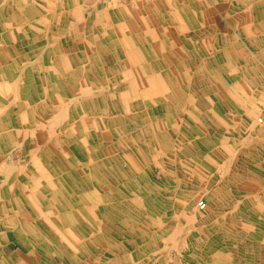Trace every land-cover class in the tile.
<instances>
[{"label":"rangeland","instance_id":"rangeland-1","mask_svg":"<svg viewBox=\"0 0 264 264\" xmlns=\"http://www.w3.org/2000/svg\"><path fill=\"white\" fill-rule=\"evenodd\" d=\"M13 1L16 2V0ZM39 1L41 6L31 7L29 5L25 9L29 13L23 15L27 26L33 24L37 26L38 24L40 31L37 33L40 36L37 38L27 36L24 41L22 33L18 29L19 23L16 21L18 16L15 13L6 15L0 11V44L6 39L9 44L23 45L18 48V57L12 56L10 59L9 56L7 58L0 55V173L3 171L1 162L9 160V163H15L14 166L21 169L19 177L28 180L29 184L34 186L30 187L27 185L28 183L24 184L22 187L24 193L31 194L33 188L34 190L41 189L43 194L52 199L51 193L42 188V182L36 176V172L41 170L43 164L51 173L57 172L65 175L70 170L74 173L79 171L83 179L84 172L89 174L92 171L83 165V158L80 155L82 144L89 152L88 161L92 159L90 162L100 166L102 177L104 174L103 180L114 185L115 190H118V193L114 195L120 204L119 208L124 211H138L142 216L140 221L133 220V222L130 217H124L128 221L130 220V224L134 226L140 222L131 232V236L134 238L133 242L130 239L126 240L123 236L113 237L117 245L124 242L129 244L122 255L125 259L124 264H137L138 261L140 264H264V0ZM39 1L37 0V2ZM3 6L4 4H1L0 1V10ZM137 8L142 9V17L149 20V26L152 25L153 31L160 35L157 38H150L147 34L146 40L153 44L156 42L166 44L170 51L177 52L178 58L186 62L187 70L183 68L177 73V70L174 71L175 65L172 63H168L165 69L168 76H171L167 78L168 80L166 79L167 83H172L171 86L177 88L178 94L180 92L187 102L186 105H175L171 103V97H168L169 109L160 111L157 102L148 97L147 99L139 98V100L133 95L121 100L116 96L117 102L112 90L100 94L101 105H97L93 109L94 113L83 108L82 111L80 109L79 112L75 111L73 116L75 119L80 117L84 121L86 128L89 127L88 133L93 132L94 135L99 134L98 138L102 137V142H99H101L102 149L108 148L107 157L100 152L94 153V150L96 151L99 147V142H95V139L91 138L92 136L89 137L88 142H85L80 136V132H77L78 135L75 137L80 140L77 143L78 149L73 146L74 144L69 145L70 135L66 129L68 122L65 126L46 125L40 129L37 124L48 121V118H42L43 106L52 103L58 106L57 103H54L56 99L64 102L67 95L78 94L75 91L77 82H80V85L86 83L85 78L78 76L74 80H70L72 82L70 84L59 81L60 77L62 78L59 75L70 74L69 65L65 64L67 59L74 57L79 61L80 57H85L88 60L91 57L95 58L96 61L92 63L86 62V65L91 67L95 64L103 66L104 74L101 75L93 68V76L97 78L95 81H100L104 76H109V80L112 81L115 78L113 75H118V70L124 73L133 67L132 63L125 60L133 53L132 48L146 54L149 58L146 42H143L146 40H137L138 43L133 46L131 30L128 27L115 34V37L112 36L114 30L117 29V22L111 16L112 12L119 11L120 14L117 17L125 19L124 21L128 23L130 21L129 14L134 15ZM247 9H250L248 11L250 15L246 12ZM239 13H242L240 21L237 20ZM3 21L8 23L11 32L5 28ZM132 21L140 23L136 16H132ZM200 21L202 22L201 27H199ZM100 24L104 27L103 30L106 29L109 33L108 42L100 36L95 39L92 37L94 36V26L100 29ZM75 26L76 30L73 29ZM211 26H215L216 29L211 30ZM12 27L17 29L13 30ZM84 27L87 28L86 33H84ZM198 32H203L205 35L198 37L197 43H193L191 38ZM209 32L216 39L215 52L210 47L213 39ZM184 37L189 44L183 40ZM226 39L231 40V47H229L230 44L226 46ZM195 44L198 45V48ZM117 48L124 52V56H122L124 62L122 63L125 70L118 68ZM228 48L230 49L228 50ZM40 49L41 53H39ZM55 59L63 60L59 63ZM103 59H108V61H103ZM7 60L10 61L5 62ZM137 65L147 66L145 62ZM204 66L205 69H203ZM197 71L202 74L211 73L207 71L226 73V78L229 76L228 84L223 87L221 84L213 86L208 76L198 77L199 74L195 73ZM36 74L41 76L40 79L36 80ZM196 77L199 78L198 81H196ZM136 80L140 90L143 89V86L149 87L147 78H142L139 75ZM103 81L106 82V80ZM118 81L120 82V92L125 90L126 84L129 86V90L133 84L132 76L127 74L125 77L118 78ZM157 82L164 92L162 85L159 84V81ZM33 85H38L40 89L37 92L39 94H35L37 92ZM200 87L204 92L196 91ZM211 87H214L215 91L211 94L207 93V89ZM166 94L164 92L163 96L165 97ZM171 96L173 97V95ZM112 102L116 104V110ZM194 103L196 108H194ZM141 105L146 107L143 111L144 114L150 113L149 120L155 134L153 141L152 133L142 134L140 137H136V140L126 134L129 125L133 130H144V127L140 125L146 124V121L142 122V119L138 121V119H130L125 116L126 112H138L140 116V108L137 107ZM97 114L107 120L119 115L118 119L124 127L118 126V134L111 131V128L114 129L111 126L105 130L106 132L102 131L103 128H100V125L95 121ZM167 117L168 120H166ZM259 119L263 121L260 122ZM46 124L48 123L46 122ZM138 126L141 128L138 129ZM119 129L121 130L120 134ZM174 130H180V135L174 134ZM101 132L104 133V136L100 134ZM180 141L181 148L188 149L189 153L185 156H178L175 153L168 158L166 152L160 150L161 145L171 146L173 150L177 149L174 147ZM187 141H196L199 145L201 144L203 152L199 154L194 151ZM66 146L67 149L68 147L71 149L75 157L69 156V152L65 151ZM46 150L54 153H46ZM32 151L34 152L32 153ZM150 151L152 152L150 153ZM36 155L41 167L34 159ZM234 155L239 158H235L233 163L230 162L231 164H225L227 158H233ZM53 161H56L57 166L60 167L58 171L57 166H51ZM177 162H179L180 168L191 167L192 169V171L188 170L186 181L194 179V175H198L203 181L193 182L194 185L197 184L191 192L195 199L193 207L187 211L180 205V207L172 205L167 212L170 221H167L164 218L166 212L163 213L165 210L162 209L160 212L159 201L154 200L158 196L167 199V192L164 191L165 185L173 188L175 176L167 174L164 167L166 164L170 166ZM71 164L74 166L72 169H70ZM256 165L262 166L257 168ZM220 166L224 172H228L224 176L225 180L218 172L215 173L216 179L209 183L208 177ZM76 177L78 179L79 175ZM186 181L183 180L184 186L182 189H178V192L183 191L186 194L191 190ZM218 182H220V186ZM60 187L68 194L67 197L71 193L74 196L81 195L80 188L76 185L66 187V184L60 183ZM85 187L87 188V185H84ZM148 187L151 188L148 189ZM11 190L14 193V188ZM34 193L35 191H32V194ZM159 193L160 195H158ZM88 195V198L92 199L94 203L100 201L93 190H89ZM27 198L26 209L20 207L18 209L23 211L22 214L18 211L16 214L23 216L30 210L33 215L37 216L36 220L32 218V221H28L30 223L27 224L29 233H26L25 239H30L33 238L30 231L38 233L43 229L42 226L40 228L38 219L40 217L43 222H46V219L42 217L46 210V203L36 195ZM213 198L218 200L212 210ZM76 200L78 199L76 198ZM55 201H61L59 204L65 206V211L75 212L76 216L82 219L78 201L71 203L74 205L73 207L70 206L71 204L69 205L68 201H65V198L60 197ZM200 202H205L208 207L201 209ZM224 210L226 213L233 211L234 215L223 220L220 215ZM173 216H177L179 219L173 218ZM187 217L192 218L193 224H188ZM83 220L89 225L88 218L83 217ZM253 220H257V222ZM162 221H165L164 224ZM75 225L78 226L77 229L81 234L79 223H75ZM115 225H118L117 221H115ZM142 225L144 226L140 232L138 229ZM164 225L167 227L165 228ZM45 226L48 228L46 224ZM188 227L189 230L190 227H194L195 233L190 235ZM147 232H150V237L147 236L148 234L145 235ZM75 235L78 234L75 233ZM142 235H145L144 244L138 242V238ZM199 235L200 237H197ZM172 238L175 240L173 239V241ZM211 239L213 242L210 244ZM74 241L76 244L71 248V252L77 254H75V260L78 262L83 242L79 238ZM34 243L38 245L35 240ZM181 243H185L184 246ZM92 245L94 244L92 243ZM111 246L105 242L103 245H94L90 249H92V253H95L96 260L102 258V264H106L109 257L113 259L109 254H112L111 251L115 246ZM65 250L67 252L69 249ZM144 258L150 260L143 262ZM18 262L22 263L23 260H18Z\"/></svg>","mask_w":264,"mask_h":264},{"label":"crops","instance_id":"crops-1","mask_svg":"<svg viewBox=\"0 0 264 264\" xmlns=\"http://www.w3.org/2000/svg\"><path fill=\"white\" fill-rule=\"evenodd\" d=\"M0 1H1V4H4V6L2 7V10H0L1 12L3 11V14L8 15V14L15 13V15L18 16L16 21L19 23L18 29H19L20 33H22L21 36H22V39L24 41H25L27 36H29V37L32 36L35 38L40 36L37 33V31H40V29L38 28V24H37V26H34L35 24H33L31 26H27V22L23 18V15H27V13H29V12L25 11V9L29 7V5H31V7H36L37 5L41 6V3L39 0H38L39 2H37V0H16V2H14L13 0L12 1L11 0L10 1L9 0H0ZM30 2H31V4H30ZM250 9H248V11H250ZM138 10H140V8H137V11ZM137 11H135V12H137ZM136 14L137 13H135L134 15H136ZM241 14L242 13H239V17L237 19L238 21L241 20ZM111 16L117 22V26H116L117 29H115L114 32L112 31L113 32L112 36H114L115 34H118L119 31H123L124 29H126L128 27L129 30H131L130 36L132 35V38H133V39H131L133 46H135V44L138 43L137 40L138 41L146 40L147 34L150 38L160 37V35L158 33L153 31V29L151 28L152 25L149 26V20L145 19L144 17H139L140 19L142 18L144 20V22L135 23L132 21L131 14H129L130 21H128V23H126L123 20H119L120 18L118 19L117 15L116 16L111 15ZM3 22H5V28L7 30H9L8 23L6 21H3ZM207 23H209V22H207ZM15 24H17V23H15ZM69 24H71V23H69ZM199 24H200L199 27H201L202 22L200 21ZM204 24H205V22H204ZM99 26H100V29H97L94 26V28H93V35L94 36H92V37L95 39V38H97V36H100L102 39H104L105 41L108 42L109 41L108 39L110 38L109 33L107 32L106 29L103 30L104 27H102L101 24ZM12 29L14 30L17 28L12 27ZM73 29L76 30L77 29L76 26L73 27ZM210 29L215 30L216 28H215V26H211ZM83 30H85L84 33H86L87 28L84 27ZM9 31L11 32V29ZM61 31H62V29H61ZM210 34H212V33L209 32V35ZM200 35H205V34L203 32L195 33V35L191 38V41L193 43H197L196 39L198 37H200ZM210 36L212 37V35H210ZM139 38H141L142 40H140ZM212 39L213 40H211V46L210 47L215 52L214 49L217 48V45L215 44L216 39L213 37H212ZM183 40L187 44H189L188 40L185 37ZM225 41H226V46H228L230 44L229 47H231V45H232L231 40L226 39ZM143 42H146V45H147L146 47L148 50L149 58L146 56V54H143L139 50L132 48L133 53L128 58H126L125 60L132 63L133 67L130 69H127L126 71H124V73H121L123 71H119L117 69L118 75L117 76H116V74L113 75V77H115V78L112 81L109 80V78H110L109 76L108 77L104 76L103 79H101L100 81H95V80H97V78L95 76H93L94 75L93 74V68L96 69V71L99 75L104 74V69H103L102 65L95 64L93 67L86 65L87 61H90L91 63L96 61L95 58L91 57V59L89 58V60H88L85 57L84 58L80 57L79 61H77L78 59H76L74 57L67 59L65 61V64L67 66L69 65V69L71 70L70 74L59 75V77L62 76V78L60 77L59 81L62 83L70 84V83H72L70 80H74L75 77L78 76L79 78H85L86 83H83L81 81V83H83L84 85H80V82H77L76 83L77 90H75V91H77L78 94L75 93L74 96L71 94L67 95V97L64 98V102L56 99V101H54V103H57L58 106H55L56 104H53V103L47 104V106L45 105L46 107L43 106L42 118H44V117L48 118L47 119L48 121H46L48 124H46V122H45V123H43V125H39L42 123H38L37 124L38 127L40 129L44 128L46 125H50L52 127L53 126L61 127V126H65V124L68 122V124H67L68 128H66V129L69 131V135H70L69 136V142H70L69 145L74 144L73 146H75L76 149H78L77 143H79L80 140H78V138H75V137H76V135H78L79 132H80V136L83 137L82 139L85 142H88L89 137H91V136H92L91 138L95 139V140L93 139L95 142H99V141H101L102 137L98 138L99 134L94 135L93 132L88 133L90 131L88 129L89 128L88 123L86 122L87 127H88V128H86L84 121L80 117H79V119H75L73 116L75 111L79 112V109L81 111L85 109L87 111L89 110V111L93 112V109H95V107L97 105H101V103H100L101 99L99 97L100 94L105 93L107 90H112L115 101H117V102H118V100L116 99V96H118L121 100H124L125 98L127 99L129 96L131 97L133 95H134V98L139 96V98H143V99L146 98L147 99L148 96L144 97L142 95V92L144 90L150 88L154 82L157 84L158 83L157 81H159V84L162 85L161 79H167V78L171 77V76H168V73L165 71L168 63H172L173 65H175L174 71L177 70V73L180 72L181 69H183V68H185L187 70L186 65H185L186 62L183 59L178 58L177 52L174 53V51H170L166 44H163L160 42H156L155 44H153V43L149 42V40H146ZM21 45L22 44H15V43L9 44V41L4 39L3 42H1V44H0V55L3 57H7V58L9 56L10 59L12 56L18 57V52H19L18 48ZM195 46H197V48H198L197 44H195ZM229 49L230 48H228V50ZM39 53H41V49L39 50ZM123 53L124 52L122 49L120 51V49L118 50V48H117V51H116V58L117 59L116 60L118 63V68H121V69H123V63L122 62H124L122 60V58H123L122 56H124ZM225 54H226V51H225ZM36 55L39 56L37 53H36ZM62 60L63 59H61V60L55 59V61H59V63ZM9 61L10 60H7L5 62H9ZM11 61H13V60H11ZM103 61L107 62L108 59H103ZM141 62L142 63L145 62V64H147V66L137 65L138 63H141ZM158 63L161 66V69L158 72H154V69H155L154 64L158 65ZM123 70H125V69H123ZM57 71H59V70L57 69ZM83 71H85V72L83 73ZM200 71L202 72L203 69ZM201 72L197 71L195 73L197 75L199 74L198 77L199 76L200 77L208 76L211 83H213L214 72L207 71V72H211V73H207V74L206 73L202 74ZM219 72L220 71H218L216 74H218ZM88 73H91V75L89 76ZM126 74L132 76L133 84H132L130 90H129V86L126 84L125 90L120 92V87H119L120 82L118 81V78L125 77ZM181 74H182V72H181ZM139 75L142 78H144V77L147 78L148 82L150 79L149 87L143 86V89H141V90L139 89L140 87L138 86V83L136 80ZM18 77H22V76H18ZM23 77H24V75H23ZM39 77H41V76L36 74V80L40 79ZM198 77H196L197 78L196 81H198V79H199ZM223 77L226 80V73L225 74L223 73ZM91 78H95V79H91ZM103 80H106V82H104ZM107 80H109V81H107ZM107 84L113 85V88L107 86ZM171 84L169 86H171ZM90 85L91 86L96 85V86L91 88L92 89L91 92H84V89ZM213 86H215V85L213 84ZM33 87H35V92H37L40 89L38 87V85H36V86L33 85ZM202 87H200L196 91L197 92H204V91H201L203 89ZM162 89H163V87H162ZM156 90H159V92H161V93L165 92V91L162 92V90H161L160 86H158V84H157ZM204 90H205V88H204ZM170 91L171 92H174V91L178 92V90H177V88H175V86L174 87L171 86ZM214 91H215L214 87L207 89V93H210V94ZM35 94H39V92H37ZM148 98L150 99V97H148ZM74 100H77L78 102L75 103ZM87 100L89 103L86 102ZM186 103H185V105H186ZM112 104H113V107L115 109L116 104H114V102H112ZM67 105H71V106H69L70 116L67 115L68 117L65 120H60L56 123H50L49 122L50 116L44 111V109L45 108H51V107L58 109L61 107H65ZM193 105H194V108H196L195 103ZM159 109H160V111L168 110L169 107L164 108V107H162V105H159ZM79 114H81V113H79ZM118 116L115 115L114 118L107 120V119L103 118L100 114L99 115L97 114V115H95V119H96L95 121L100 125L99 126L100 128L101 127L103 128L102 131L109 129V126H111L114 128V129L111 128V131L118 134V126L124 127V125L121 124L120 120L118 119ZM43 120H45V119H43ZM166 120H168V117L166 118ZM146 124H148V121L146 122ZM140 126L141 127L143 126L144 128H146L145 124L144 125L141 124ZM141 127L138 126V129H140ZM130 129H131L130 125L127 126L128 132L126 134H129L130 137H132V138H133V136L136 135V133H139L142 131V130L137 131L136 129L133 130V128L131 130ZM62 130H64V128H62ZM179 131L180 130H178V131L174 130L173 133L177 134V136H179L180 135ZM109 133L111 134L112 132H109ZM100 134L104 136L103 132H101ZM153 140L154 139L152 137V141ZM101 142H99L100 149H98L99 147H97V150L96 151L94 150V153L98 154V152H100L102 155H105V157H107L109 150L107 147L102 149L101 148L102 146L100 145ZM180 142H178V143L180 144ZM179 144L175 145V147L177 148L179 146ZM163 146L164 145H161V149H160L161 151H163V150L165 151V149H166V146H165V149ZM65 151L69 152L70 157L71 156L75 157L74 153L71 151V149L69 147L67 149V146H66ZM175 151H177V149H175ZM33 152L34 151H32V153ZM80 152H81L80 155L83 158V165L86 168L90 169L92 172L87 174L86 172L83 171L84 172L83 179H82V176L79 173V171L74 173L70 170L65 175L59 174L61 179L64 180L63 185L66 184V187H68V185L70 187L73 186V184L70 183L69 177L70 176L74 177V180L72 182L80 184L79 186L78 185L77 186H78V188H80V193H81L80 196H74V194L71 193V195H69L67 197L68 194H66L65 191L61 190L62 187L58 186L59 192H60V197L65 198V201H68L69 205L73 201L74 202L78 201L77 202L78 205L80 207H83L84 202H86L88 205L96 207L95 209L98 211L100 210L101 207H103V205H105V203H113V204L118 205V207H120V204L116 198H112L110 202L106 200L105 203L102 201H96L97 204L94 203V201L92 199L90 200V198H88V196H89L88 191L89 190H93L96 194L99 193L101 195L104 194L108 190H110L112 192H118V190H115L114 185H110L103 180L104 174L102 177V171L99 168L100 166H97L96 164L90 162L92 159L90 161H88L90 158L87 156L89 154V152L85 150V148L82 144L80 146ZM46 153H54V152H52V151L49 152L48 150H46ZM235 158H237V156ZM238 158H239V156H238ZM5 159H7V158H5ZM34 159H35V161L40 162L37 155H36V157L34 156ZM55 163H56V161H53L51 166L56 167L57 163H56V165H55ZM1 164L3 165V171L0 173V185L2 187V195L0 198V264H22L23 262H24L23 264H33V261L36 260V258H35L36 252H37L36 249L40 246V244L38 243L39 238L42 235H48L49 236V235H56V233L45 231V230H42L41 233H39V232L34 233V231L32 230V231H30V234H32L31 237H33V238L25 239L26 233H29L28 228H27L28 227L27 224L30 222H28V221H30V220L32 221V218H35V220L37 219V216L33 215L30 210H28V212L26 211L27 214H24L23 216L16 214V211H18L22 214L23 211L19 210L18 208L24 207L26 209V206H27L26 200L28 199L27 197H29V198L31 197L30 194H27V196H26V193H24V190H22V187L24 186V184L26 185L28 183V180L21 178V176L19 177L21 169L18 166H14L15 163L13 164V166H11L12 163L11 162L9 163V160H6V161L1 162ZM42 166H43L42 167L43 168V174L40 175L36 172V176L40 178L42 185H43L42 188L46 190V186L48 185V182H49L48 178L51 176V174H50V171H48V169L43 164H42ZM70 166H71L70 169H72L74 167L72 164ZM260 166H262V165H256L257 168ZM56 168H57V171H58V169H60V167H58V166ZM54 173H56V172L52 173V177H53ZM78 175H79L78 179H81V181H78V179L76 177ZM11 185H13V187H11ZM27 185L30 187H34L33 185H30L29 183ZM84 185H87V188L86 187L84 188ZM9 186L12 189L14 188V193H12V190ZM101 186H102V188H101ZM105 189H107V190L104 191ZM31 191H34V188L31 189ZM40 191H41V189H40ZM97 191H99V192H97ZM71 192H72V190H71ZM76 198L78 200H76ZM45 205H46V210H44L42 217H44L46 220L51 219V218H55V217H59L61 219L62 225L65 229L66 228L71 229L73 227L78 228V226H76L75 223H79V225L82 226L83 223L86 222L83 220L82 214H81V218H82V220H81L80 218L75 216L74 212L72 213L71 211H68V212L65 211L64 205H62L63 209L59 208L58 207V201L54 202L53 205L48 204V203H46ZM70 206L73 207L74 205L71 204ZM123 206L125 207V205H123ZM38 220H39V223L41 221L43 222V219H41L40 217ZM100 221L102 224L104 223L103 220H100ZM31 224H33V223H31ZM39 226H40V224H39ZM65 229L63 231H65ZM81 229L82 228L80 227V230ZM61 232H62V230H61ZM82 233H83V231H82ZM51 238H53V237H51ZM34 240L37 241L38 245H36L34 243ZM16 249H18V250H16ZM14 250H16L15 251L16 254H15ZM18 260H23V262L19 263Z\"/></svg>","mask_w":264,"mask_h":264},{"label":"bare ground","instance_id":"bare-ground-1","mask_svg":"<svg viewBox=\"0 0 264 264\" xmlns=\"http://www.w3.org/2000/svg\"><path fill=\"white\" fill-rule=\"evenodd\" d=\"M259 5V4H258ZM264 6V5H263ZM137 11V10H136ZM127 12V11H126ZM246 12H248V9H247V11ZM137 14L136 15H134V16H136V17H138V20H139V22H144V20L141 18H139V17H142V9L141 10H138L137 12H136ZM112 14L114 15V16H118V14H120L119 13V11H117V12H112ZM124 15V14H123ZM248 15H250V13L248 12ZM131 16H133V15H131ZM118 19H119V17H118ZM119 20H122V19H119ZM125 20V19H124ZM123 20V21H124ZM125 22V21H124ZM200 36H202V35H200ZM204 37V36H203ZM155 65V69H154V72H158L160 69H161V66L159 65V63H158V65L157 64H154ZM207 67V66H206ZM83 68V67H82ZM203 69H205V67H203ZM221 71V70H220ZM236 71V70H235ZM85 71H83V73H84ZM218 71H214V75H213V84L214 85H219V84H221V86L223 87V86H226L227 85V83H228V78H229V76L226 78V80L224 79V77H223V72H219L218 74H216ZM234 72V71H233ZM235 73V72H234ZM225 74V73H224ZM230 74V73H229ZM88 75L90 76L91 75V73H88ZM220 75H222V76H220ZM244 77H245V74H244ZM232 79V78H231ZM149 83H150V79H149ZM161 83H162V87H163V91H165V93H167L166 94V96L164 97L163 96V93H161V92H159V90H156V87H157V84L154 82L152 85H151V87L150 88H148V89H146V90H144L143 92H142V95L144 96V97H146V96H148V97H150V100L151 99H153V100H155L156 102H157V104H159V105H162V107H169L168 105H170V103H169V101H168V97H171V100H172V102L171 103H173V104H185L186 102H185V100H184V98H183V96H182V94L181 93H179L178 94V92H176V91H174V92H171L170 90H171V86H169L171 83H167V80L166 79H161ZM94 86H96V85H93V86H88L87 88H85L84 89V92H91L92 91V89L91 88H93ZM107 86H109V87H112L113 88V85H108L107 84ZM169 86V87H168ZM79 87V86H78ZM219 90V89H218ZM245 92H247V91H245ZM171 95H173V97L171 96ZM178 95V96H177ZM177 96V97H176ZM137 98L139 99V96H137ZM248 98V97H247ZM33 100V99H32ZM140 100V99H139ZM15 102V101H14ZM71 102V101H70ZM74 102L75 103H77L78 101L77 100H74ZM87 103H89L88 102V100L86 101ZM28 105V104H27ZM47 106V105H46ZM45 106V107H46ZM69 106H71V105H67V106H65V107H61V108H58V109H56V108H53V107H51V108H45L44 109V111L50 116V123H56V122H58V121H60V120H65L68 116H70V114H69V110H70V108H69ZM24 107V106H23ZM26 108V107H25ZM137 108H140L139 109V111H140V116L138 115V112H126V117L127 118H130V119H138V121L139 120H141L142 119V122H144V121H148V124H145V126H146V128H144V130H142L141 132H139V133H136V135L135 136H133V138L132 137H130V138H132L133 140H136V137H140L142 134H146L147 135V133H152L153 134V136L152 137H154L155 136V134L153 133V131H152V127H151V121L149 120V118H151L150 116H149V114L147 113V114H144L143 113V111L146 109V107L144 106V105H141L140 107H137ZM23 111V110H22ZM148 111H150V110H148ZM258 113V112H257ZM68 115V116H67ZM254 116V115H253ZM254 118H255V116H254ZM256 119V118H255ZM261 119V118H260ZM259 119V120H260ZM159 120V119H158ZM259 120H258V122H259ZM261 121H263V120H260V122ZM257 122V121H256ZM39 125H43V123L42 124H39ZM256 125V124H255ZM157 128V127H156ZM250 128H251V126H250ZM257 128V127H256ZM161 130V129H160ZM251 130V129H250ZM254 130V129H253ZM120 132H121V130L119 129V134H120ZM143 132V133H142ZM157 134V133H156ZM199 135V134H198ZM230 135V134H229ZM185 136V135H184ZM193 136V135H192ZM195 138V137H194ZM145 139V138H144ZM217 141V140H216ZM137 142V141H136ZM188 142V144L189 145H191L192 147V149L194 150V151H196L197 153H199V154H201L202 152H203V150H202V147H200L201 146V144L199 145L196 141H192V142H189V141H187ZM242 142H243V140H242ZM133 143V142H132ZM181 143V142H180ZM138 144V143H137ZM244 144V143H243ZM245 145V144H244ZM181 144H179V146L177 147V151H175V149L173 150L172 149V147H171V149H170V147L168 148V147H166V149H165V146H163L164 147V149H165V152H166V154H167V156H168V158L170 157V156H173L175 153L179 156V155H181V156H185V155H187L189 152H187V150L188 149H185V148H181ZM246 146V145H245ZM137 147V146H136ZM211 147V146H210ZM219 147V146H218ZM174 148H176V147H174ZM201 148V149H200ZM215 150V149H214ZM149 152V151H148ZM152 151H150V153H151ZM219 152V151H218ZM245 153V152H244ZM203 156V155H202ZM212 156V155H211ZM237 156V155H236ZM235 155L233 156V158H227V161L225 162V164L226 163H233L234 161H235V157H236ZM238 157V156H237ZM199 161V160H198ZM167 163V162H166ZM165 163V164H166ZM169 163V162H168ZM178 163L179 162H177V163H172V165H170V166H168L167 164H166V166L164 167L165 169H166V172H167V174L169 173V174H171L172 176H175V181L173 182V188H171L170 186H166L165 185V192H167V199L166 198H164L163 196H162V198H161V196L159 197H157L156 198V200H154V201H159V204H160V212L162 211V209H164L165 211H163V213L164 212H166L164 215L166 216V217H164V218H166L167 219V221H170L169 219H170V217L168 216V214H167V212H168V209L170 208L171 209V206L172 205H176V206H181L183 209H185V210H187V211H189L192 207H193V205H194V203H195V199H193V194L191 193L192 191H193V189H194V187H196V185H194V181L196 182V183H199V182H202L203 181V179L202 178H200V177H198V175H194V179H188L187 181L185 180L186 179V175H187V173H189V171L188 170H191L192 171V169H191V167L190 168H188V169H186V167H179L178 166ZM230 163V164H231ZM37 164H38V166L39 167H41V164H40V162H37ZM171 164V163H170ZM206 165V164H205ZM11 166H13V164H11ZM239 166V165H238ZM39 167H38V169H39ZM43 167V166H42ZM210 168V167H209ZM230 168V167H229ZM199 169V168H198ZM42 170V171H41ZM41 170H39V172H37L38 174H40V175H42L43 174V168H41ZM59 170V169H58ZM190 171V172H191ZM196 172V171H195ZM221 173L222 174V177L221 178H223L224 180H225V178H224V176L228 173H226V172H224L223 171V168H222V166H220L219 168H217V171H213V173H212V175L211 176H209L208 178H209V183L211 182V181H213V180H215L216 179V174L215 173ZM194 173V172H193ZM50 174H51V176L48 178V180H49V182H48V185L46 186V190H48L49 191V193H51V196H52V199H49L45 194H43L40 190H34L35 191V193L34 194H32V191H31V194H30V196H35L36 195V197H38V198H40L42 201H44L45 203H48V204H52L53 205V203L54 202H56L55 200H57V199H59L60 198V192H59V187L58 186H60V183L61 184H63V182H64V180L63 179H61V177L59 176V173H54L53 174V177H52V173L50 172ZM57 177H58V179H57ZM167 178H168V176H167ZM166 178V179H167ZM60 179V180H59ZM222 179V180H223ZM69 180H70V183L71 184H73V185H78L79 186V183L77 184V183H74V182H72L73 180H74V177H72V176H70L69 177ZM183 180L184 181H186L187 182V186L189 187V189H191L189 192H186V194L185 193H183V191H180V192H178L179 190L178 189H182V187L184 186V184H183ZM214 182H216V181H214ZM222 182V181H221ZM29 183V182H28ZM212 183V182H211ZM31 185V184H30ZM218 185L220 186L221 184H220V182H218ZM149 188H151V187H148V189ZM217 189V188H216ZM107 189H105L104 191H106ZM174 190H175V192H174ZM209 190V189H208ZM188 191V190H187ZM97 192H99V191H97ZM200 192V191H199ZM204 192V191H203ZM118 192H112V191H110V190H108V191H106L104 194H99V193H97V197H100V201H102V202H106V200L107 201H111V199L112 198H116L115 197V195L114 194H117ZM194 193H196V192H194ZM213 193V192H212ZM211 193V194H212ZM190 194V195H189ZM199 194V193H198ZM1 195H2V187H1V185H0V198H1ZM119 195V194H118ZM158 195H160V193L158 194ZM214 195H216V194H214ZM26 196H27V193H26ZM136 196H138V194H136ZM187 196V197H186ZM199 196V195H198ZM120 197V196H119ZM122 197V196H121ZM120 197V198H121ZM203 197V196H202ZM216 197V196H215ZM150 199H152V198H150ZM215 199V200H214ZM153 200V199H152ZM151 200V201H152ZM216 200H218V199H216V198H213V202H212V210L214 209V207H215V204H216ZM127 201V200H126ZM183 201V202H182ZM59 202H61V201H58V207L59 208H62L63 209V207H62V205L61 204H59ZM128 202V201H127ZM201 203V202H200ZM158 204V203H157ZM146 206V205H145ZM179 206V207H180ZM157 207V206H156ZM207 207H208V205H207ZM234 207H236V205H234ZM81 208V211H82V214H83V217H86V218H88V223H89V225L87 224V222H86V224H84L83 223V225L82 226H80L82 229L80 230V232H81V234H79V231H78V229L76 228V227H73V228H67V230H65V231H63L65 228L63 227V225H62V221H61V219L59 218V217H55V218H51V219H48V220H46V222H40L39 224H40V228H41V226L43 227V229L42 230H45V231H49V232H55L56 233V235H42L40 238H39V240H38V243L40 244V246L36 249V260H34L33 261V264H102L103 263V260H102V258H98L97 260H96V256H95V253H92L91 251H92V249H90V248H92L94 245H98V244H102L103 245V243H105V242H108L109 243V245H112V246H115V248L111 251L112 252V254L110 253L109 255L110 256H112L113 257V259H110V257H109V260H108V262L106 263V264H124L125 262V259L123 258V253L125 252L124 250H127L126 248H127V246L129 245L128 243H126V242H124V243H122L121 245H117V242H116V240L113 238V237H115V236H123V237H125V239L127 240V239H130L132 242H133V239L134 238H132V234H131V232L135 229V227L136 226H138L139 224H140V222L138 223V224H135V226L134 225H132V224H130V220H132V222H133V220H137V221H140V219L142 218V216H141V214L138 212V211H131V210H129V211H124V210H121L119 207H118V205H116V204H113V203H105V205H103V207H101L100 208V210L98 211V210H96L95 208L96 207H93V206H91V205H88L86 202H84V205H83V207H80ZM235 211H236V209H235ZM170 212V211H169ZM224 212V213H223ZM222 213H221V217L223 218V220L225 219V218H227L228 216H230L231 217V215H234V212L233 211H231V212H227L226 213V211L224 210ZM75 213V212H74ZM195 214V213H194ZM77 214L75 213V216H76ZM163 215V216H164ZM160 216V215H159ZM186 216V215H185ZM77 217V216H76ZM124 217H130V220L128 221V220H126V219H124ZM161 217V216H160ZM174 217H177V216H173V218ZM180 217V216H179ZM159 218V217H158ZM189 220H188V224H193V221H192V218H189V217H187ZM196 218V217H195ZM237 218V217H236ZM165 219V220H166ZM176 219H179L178 217L176 218ZM213 219V218H212ZM80 220V219H79ZM82 220V219H81ZM100 220H103L104 221V223L102 224L101 223V221ZM214 220V219H213ZM115 221H117V224L118 225H115ZM145 221V220H144ZM177 221V220H176ZM181 221V220H180ZM197 221V220H196ZM212 221V220H211ZM210 221V222H211ZM254 222H257V220H253ZM165 222V221H164ZM164 222L162 221V223L164 224ZM59 223V224H58ZM113 223V224H112ZM157 223V222H156ZM209 223V222H208ZM45 224L48 226V228L45 226ZM128 224H130V225H128ZM178 224H179V221H178ZM215 224V223H214ZM143 226L144 225H142V226H139V231L141 232V230H142V228H143ZM148 226V225H147ZM173 226V225H172ZM186 226H189V225H186ZM45 227V228H44ZM164 227L166 228L167 227V225L165 226L164 225ZM51 230H50V229ZM194 228V227H193ZM192 227H190V230H189V227H188V230L190 231H188L189 233H190V235L194 232L195 233V229H193ZM201 228V227H200ZM211 228V227H210ZM187 229V228H186ZM55 230V231H54ZM61 230H62V232H61ZM175 230V229H174ZM177 230V229H176ZM183 230V229H182ZM184 230H185V228H184ZM183 230V231H184ZM82 231H83V233H82ZM182 231V232H183ZM157 232V231H156ZM39 233H41V232H39ZM75 233H77L78 235H75ZM149 233L150 232H147L145 235H147V236H149ZM173 233H175V232H173ZM224 233V232H223ZM153 234V233H152ZM158 234V233H157ZM176 234H177V232H176ZM175 234V235H176ZM145 235H142V236H140L139 238H138V242H141V243H143L144 244V239H145ZM160 235V234H159ZM173 235V237H174V234H172ZM172 235H170V236H172ZM180 235H182L181 233H180ZM189 235V236H190ZM138 236V235H137ZM169 236V237H170ZM51 237H53V238H51ZM75 237V238H74ZM150 237V236H149ZM197 237H200V235L199 236H197ZM210 237V236H209ZM208 237V238H209ZM218 237V236H217ZM81 239L82 240V242H83V247H82V252L80 253V255H79V257H78V262H76V260H75V254L76 253H74V254H72V252H71V248L73 247V246H75V244H76V241H74L75 239ZM164 238H166V237H164ZM179 238H180V236H179ZM178 238V239H179ZM182 238V237H181ZM184 238V237H183ZM167 239V238H166ZM170 239V238H169ZM175 240V238H172V240ZM203 239V238H202ZM220 239V238H219ZM135 240L137 241V239H136V237H135ZM173 240V241H174ZM184 240H185V238H184ZM183 240V241H184ZM123 241V240H122ZM129 241V240H128ZM172 241V243L174 244V242ZM176 241H178V240H176ZM180 241H181V239H180ZM180 241H179V243H180ZM208 241V240H207ZM206 241V242H207ZM97 242V244H95ZM130 242V241H129ZM171 242V241H170ZM169 242V243H170ZM213 241H212V239H211V241H210V244L212 243ZM80 243V242H79ZM92 243L94 244V245H92ZM163 243V242H162ZM164 243H165V241H164ZM177 243V242H176ZM178 243V244H179ZM182 244V243H181ZM183 244H185V243H183ZM182 244V245H183ZM130 245L131 246H133V244L132 243H130ZM139 245V244H138ZM148 245V244H147ZM182 245H180V246H182ZM190 245V244H189ZM111 246V247H112ZM141 246V245H140ZM178 246V245H177ZM184 246V245H183ZM193 246V245H192ZM61 247V248H60ZM80 247V246H79ZM84 247H86V248H84ZM110 247V246H109ZM142 247V246H141ZM145 247V246H144ZM179 247V246H178ZM202 247V246H201ZM90 250H89V249ZM146 248V247H145ZM165 248H167V246H165ZM164 248V249H165ZM173 248V247H172ZM176 248V247H175ZM181 248H183V247H181ZM186 248V247H185ZM64 249V250H63ZM65 249H69V250H67V252H66V250ZM132 249V248H131ZM136 249H137V247H136ZM141 249V248H140ZM75 250V249H74ZM81 250V249H80ZM166 250V249H165ZM176 250V249H175ZM177 250H179L180 251V249H177ZM174 251V250H173ZM77 252V251H76ZM114 252V253H113ZM152 252V251H151ZM159 252V251H158ZM162 252H164V251H162ZM177 252V251H176ZM209 252V251H208ZM156 253V252H155ZM178 253H180V252H178ZM194 253V252H193ZM107 254V253H106ZM152 254V253H151ZM77 255V254H76ZM153 255V254H152ZM158 255V254H157ZM249 255V254H248ZM147 256V255H146ZM199 256H200V254H199ZM213 257V256H212ZM157 258V257H156ZM197 258V257H196ZM62 260V261H61ZM94 260H95V263H94ZM131 260H132V258H131ZM136 260V259H135ZM145 260H147V262H148V260H150L149 258L148 259H143V262L145 261ZM155 260V259H154ZM189 260V259H188ZM55 261V262H54ZM191 261V260H190ZM197 262V261H196ZM135 263V262H134ZM137 264H140L139 263V261L137 262ZM149 264V263H148Z\"/></svg>","mask_w":264,"mask_h":264},{"label":"built area","instance_id":"built-area-1","mask_svg":"<svg viewBox=\"0 0 264 264\" xmlns=\"http://www.w3.org/2000/svg\"><path fill=\"white\" fill-rule=\"evenodd\" d=\"M201 209H205L207 207V204L205 202L200 203Z\"/></svg>","mask_w":264,"mask_h":264}]
</instances>
